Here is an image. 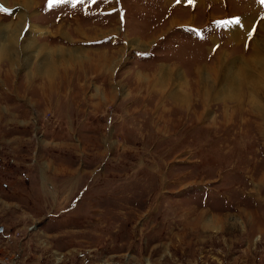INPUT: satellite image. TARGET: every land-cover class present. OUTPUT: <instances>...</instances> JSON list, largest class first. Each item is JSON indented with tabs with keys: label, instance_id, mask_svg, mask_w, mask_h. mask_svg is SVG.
Masks as SVG:
<instances>
[{
	"label": "rangeland",
	"instance_id": "374dc122",
	"mask_svg": "<svg viewBox=\"0 0 264 264\" xmlns=\"http://www.w3.org/2000/svg\"><path fill=\"white\" fill-rule=\"evenodd\" d=\"M37 1L21 36L91 59L55 95L0 59V264H264V84L219 63L264 0Z\"/></svg>",
	"mask_w": 264,
	"mask_h": 264
},
{
	"label": "bare ground",
	"instance_id": "6f19581e",
	"mask_svg": "<svg viewBox=\"0 0 264 264\" xmlns=\"http://www.w3.org/2000/svg\"><path fill=\"white\" fill-rule=\"evenodd\" d=\"M6 4H8L7 0H3ZM38 3L37 0H15L12 2L11 6L21 5L23 8L20 12L16 15L18 21L13 22V25H5L1 22L0 17V59L6 57V63L8 67H13L15 64H27L31 60H36L39 62L38 71L41 73L40 82L42 83L41 89L42 92L45 93L49 90L48 93L51 95H55L59 92L61 80L59 79V75L67 76V69L74 70L80 69L81 71V64L83 63V59L88 58L89 56H82L83 50H76V51H65L61 47L58 49H50L47 44H40L38 45L30 34L32 29H35L36 32L41 33L43 32V28L37 27L34 24H31V29L24 35L21 36V31L25 26V9L31 8ZM10 6V7H11ZM28 13V12H27ZM178 16L173 17L172 24L180 25V24H191L190 22L185 23H178ZM27 21V20H26ZM29 24V23H28ZM174 25V26H175ZM264 30V23L261 25ZM47 31V30H46ZM242 32V31H241ZM67 36V33L64 32ZM232 37L234 39L243 37L244 34H240L239 30L231 31ZM245 37V36H244ZM98 38V37H96ZM94 38V39H96ZM253 45V53L248 57L251 59L247 62H239L237 59H226L225 54L220 58V71H221V84L223 86L230 83L229 87L233 86V82H240L254 80L260 84H264V36L257 38L252 41ZM69 50V49H68ZM52 54V55H51ZM57 57L61 60L73 61L75 62L76 66H70L69 68L64 67L62 64H59ZM39 58V60H38ZM91 58L89 57L88 60ZM104 61H110L111 58H108L106 55L103 57ZM96 67V66H95ZM99 67V66H97ZM96 69V68H95ZM69 70V71H70ZM100 70V69H99ZM199 70V69H198ZM77 71V70H76ZM74 71H71L73 73ZM219 74V72H218ZM69 76H71L69 74ZM75 76V75H74ZM33 76L31 72L27 71L26 81L31 85V81ZM66 77L64 78L65 81H69ZM204 79L209 80L210 78L204 77ZM44 81V83H43ZM76 81V80H75ZM65 86V85H64ZM208 88H212V85H208L205 87V90ZM46 89V90H45ZM62 94V93H61ZM48 94H43V96H47ZM59 96V95H58Z\"/></svg>",
	"mask_w": 264,
	"mask_h": 264
},
{
	"label": "snow or ice",
	"instance_id": "6c2138e0",
	"mask_svg": "<svg viewBox=\"0 0 264 264\" xmlns=\"http://www.w3.org/2000/svg\"><path fill=\"white\" fill-rule=\"evenodd\" d=\"M63 2V0H49V6H53L57 3ZM0 11H6L2 5H0ZM235 23L239 24V20L234 21Z\"/></svg>",
	"mask_w": 264,
	"mask_h": 264
}]
</instances>
